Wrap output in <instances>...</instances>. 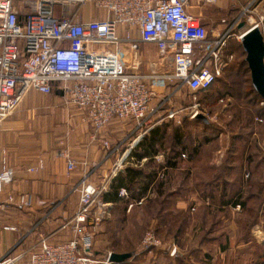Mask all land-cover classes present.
<instances>
[{"label":"built area","instance_id":"obj_1","mask_svg":"<svg viewBox=\"0 0 264 264\" xmlns=\"http://www.w3.org/2000/svg\"><path fill=\"white\" fill-rule=\"evenodd\" d=\"M261 2L264 11V0ZM217 3L218 0H0V124L20 108L31 91L51 95L55 86L63 105L79 113L93 129L94 141L115 120L134 121L144 128L166 120L181 124L178 117L186 111L196 119L201 114L200 105L172 108L175 94L186 88L196 99L199 93L211 90L234 59L227 52L229 40L235 37L241 42L246 32L255 28L264 36V14L249 20V24L245 22L239 36L234 31L243 16L225 32L210 30L203 9ZM255 3L256 0L250 3L243 15L252 14ZM90 5L103 14L82 20L81 10ZM221 23L226 25L227 21L223 19ZM121 26L136 29L143 43L156 45L160 63L171 71L144 76L135 64L128 70L121 52ZM129 30L127 42L131 40ZM148 79L176 83L174 94L165 96L157 108L151 105L164 92L148 86ZM162 111L166 113L153 124V118ZM103 146L110 149L109 141H103ZM58 156L66 163L68 178L79 167L89 166L75 160L69 149L59 151ZM121 166L122 163L100 186L91 183L93 170L84 172L72 190L79 196L78 209L62 224L63 230L72 233V239L63 243L42 239L30 255L29 264L97 263L94 238L112 206L102 197ZM44 167V161H40L30 172ZM14 177V170L0 155V194L14 183ZM119 197L128 200L130 193L123 188ZM7 203L20 208L33 206L27 195H10ZM161 247L162 241L151 232L141 248L150 252ZM177 253L178 248L172 246L170 256ZM15 261L3 258L0 264Z\"/></svg>","mask_w":264,"mask_h":264},{"label":"crops","instance_id":"obj_2","mask_svg":"<svg viewBox=\"0 0 264 264\" xmlns=\"http://www.w3.org/2000/svg\"><path fill=\"white\" fill-rule=\"evenodd\" d=\"M253 1L255 0H218L215 6H205L203 10L206 15H210V18L218 20L217 27L219 28L215 30L225 32L227 26L233 24L242 16L239 25L243 22L248 23L249 20L250 22L256 20L264 14L262 2L256 0L254 12L249 15H243L246 7ZM84 13H86V10ZM99 16L91 13L88 17L86 15L81 16V19L92 20ZM219 18L222 19L219 20ZM223 19L227 21L226 25H222ZM128 30V27L123 26L118 29L119 36L122 39L121 52L124 55L128 70H132L135 64L137 67L139 66L138 73L144 76L171 71V69L164 67L160 63V54L156 45L143 43L136 29L129 30L131 40L127 42L126 33ZM243 30L238 29V32L240 33ZM146 83L151 88L161 89L164 92V95H159L153 101L152 108H157L165 96L174 94L176 90V83L160 79L153 81L148 79ZM185 90L187 91L186 88H182L175 94L171 105L172 108H178L179 103L182 106L183 101L181 102V99L177 101L175 98L181 96V93ZM54 91L61 96L58 87L55 86ZM166 92H169L168 95ZM35 94L30 92L21 107L1 125L4 126V129L0 130V155L5 157L8 165L14 170L15 177L14 183L0 194V259L13 250L21 241H24V244L30 247L32 243V247L38 245L44 238L51 243L70 241L72 233L69 230H63L62 224L65 218L73 216L78 209L79 196H77L78 194L75 196L76 193H73L72 190L80 182L84 172L89 169L93 170L91 183L100 186L103 175L111 174L120 163H122V166L119 168L117 176L120 173L123 174L127 168H139L145 171L146 166L149 168L151 164L149 159L145 158L138 161L136 158L131 157L132 150L144 140V137L151 130L160 127L162 124H156L155 127L150 125L139 128L134 121L121 122L115 120L94 141L92 138L94 132L90 125L82 121L79 113L74 110H68L63 105L60 97H56L46 104L43 99H38ZM161 97L162 100H160ZM51 107H59L62 111L61 122L64 124V130L59 142V145L62 144V146L57 149L33 147L26 150L8 146L16 138L12 128L20 122L29 127L31 123H34L33 128L40 125V128H42L43 124L49 128L57 124L58 120L49 119L44 122L43 120L38 122L26 117L28 111H42ZM156 121H158L157 118H153L152 123L154 124ZM243 130L250 132V128L247 125L244 126ZM252 134L254 137L258 135L255 131ZM220 136V140L226 137L225 133ZM231 136L234 143L238 142L242 148H245V153L250 152L252 144L250 142L249 147H245L248 146L246 144L249 140H246L244 135L233 133ZM105 140L109 141L110 149L103 146V141ZM64 149H69L75 160L79 162L85 161L89 166L87 168L79 167L68 178L66 175V163L58 156V152ZM222 150H219V153ZM224 150V152L228 151L231 156L235 154L234 148L230 145H227ZM167 156L168 152L162 151L154 156L153 163L158 166L157 175L163 172L164 175L167 174V177H169L171 172L178 169H168L165 166ZM40 161H44V169L30 172L31 169L38 167ZM220 164L223 167L222 173L218 172L219 174L214 179H207L206 183L205 179H203L204 181L200 183L201 191L205 188L206 191L196 193L197 195L195 196L193 194L195 191L192 190L188 192L189 195L185 200L178 198L174 204L175 206L173 205V211L176 210V212H191V215H194V212L199 213L197 216L200 220L199 224H193L194 226L187 229L184 242H177L170 236L167 247L155 248L150 252L141 249L139 253H134V256L125 264H264V165L254 161L241 164L232 163L229 158L227 163L221 162ZM221 166L218 168H221ZM160 167L163 169L159 170ZM245 175L248 176V181H245ZM157 179L158 177L150 184H148V180H145L146 183H140L138 191H142L143 195L140 199L132 201L128 205L129 209L132 203L133 206H141L146 201L156 199L159 196L157 185L164 182H160ZM166 181H168V178ZM244 183L245 185L249 184L253 188L255 187L257 192L253 193L252 196L245 197L242 191L243 198L241 201L246 199L247 207H249L250 202L260 200L262 201L261 208L258 207L254 211H248L240 205H234V202L239 199L240 190L237 194L235 191L231 193L230 187L240 189ZM166 186L167 182L163 184L162 193L164 195L161 197L162 199L167 198L170 200L176 194L174 192L166 194L164 192ZM146 187L148 188L145 189ZM10 195L14 197L27 195L31 197L33 206L31 208H20L10 205L7 203ZM131 196L132 194L130 193ZM141 202L142 204H139ZM112 206L115 205L112 204ZM238 206H240L241 212L236 210ZM248 213L250 214L248 215ZM247 215L253 217L255 223L245 230L241 222L243 218L248 217ZM173 217L176 219L175 215ZM3 218L11 220H2ZM27 224H30V226H27ZM165 227L166 225H161L162 229ZM174 229L175 227L172 226V230ZM161 231L162 233L165 232L166 228ZM243 231L247 232L245 237L242 235ZM96 244L95 236L93 250H95ZM172 246L178 248V253L174 257L170 256V248ZM29 261L30 257L27 264H29Z\"/></svg>","mask_w":264,"mask_h":264},{"label":"rangeland","instance_id":"obj_3","mask_svg":"<svg viewBox=\"0 0 264 264\" xmlns=\"http://www.w3.org/2000/svg\"><path fill=\"white\" fill-rule=\"evenodd\" d=\"M258 2H261V0ZM85 10L86 13H84ZM91 13L97 16L103 14L101 10L91 7V5L88 7L86 6V8H83L80 12L81 16L86 15V17L90 16ZM203 17L207 23V27L210 30L219 28L217 27L218 20L210 18V15H206L204 10ZM221 19L222 18H219V20ZM229 26H227V28ZM234 34L239 36V32ZM229 43L231 46L228 47L227 52L229 55H234V59L229 67L224 71L219 81L211 88V90L206 94L197 96L196 99L189 95V93H187L185 90L183 93H181V96L175 98L177 101L180 99L181 102L186 101L185 104H182V106L181 103H179L177 106L178 108L184 107L186 103L191 102L200 105L198 108L201 114L207 118L209 123H204L203 121L196 122L197 119L196 121L195 119H191L188 116L190 112L187 111L181 113L178 117V119L181 121V124L172 121L170 122L168 120L161 122L162 128H165L167 131V140L173 136L175 129H179V133L183 134L186 139L185 144L189 146L193 144V146L195 145L196 147H200V155L190 161L188 159L190 155L187 156V154L190 153L186 151L187 154L183 156L184 158L180 161L178 169L171 172L169 177H167V174L164 175L163 172H160V174L157 175L158 166L155 163H151L149 168L146 166L145 171L147 173H156L158 181H163L164 183L167 182V186L164 190L166 194L171 192L176 194L169 200L171 202L169 203L170 206H167L164 212V215H168L167 213H172L173 220L171 221V217H168L170 221L164 224L166 225V231L162 233V231H159L165 228H161L163 223L161 218H158V210L156 211L155 209L151 208V200L146 201V203L141 206L135 205L131 209H129V207L126 208L125 203L119 204L118 206H111L110 215H108L103 220V223L96 231L95 236L97 244L95 250H93L94 258L97 262L96 264H111L109 262L108 256L110 257L112 253L132 254V256H134V253L140 252L144 238L148 233L151 232L162 241L163 248L167 247V243H169L168 240H170L167 229H172L173 225H175L174 231L183 228V235L180 238V242H184L183 240L186 237L185 233L187 229L199 224L200 220L197 217L199 215L198 212H194L195 214L191 215V212L181 213L179 211L176 212V210L173 211L175 206L174 204L177 202L178 198L185 200V198L189 195L188 192L192 190L195 191L193 192L195 196L197 195L196 193L206 191V188L201 191L200 183L204 181L203 179H205L206 183V181H208L207 179H214L216 175L222 173L223 167L220 163H227L228 158L230 161H232V163L236 162L241 164L254 161L260 162L264 165V105L263 103L258 104L255 100L256 97L251 91L250 73L243 65H241L242 61L246 57L244 55L241 42L233 37L231 40H229ZM31 92L36 93L35 95L37 98L41 100L43 99L46 104L50 103V101L54 100L56 97L61 98V96L55 91L51 95H42L35 91ZM169 92H166V94L168 95ZM160 100H162V97ZM60 109L61 108L59 107H51L45 108L42 111H28L26 117H28L30 120L33 119L34 121L37 120L38 122L43 120L44 122L50 119L54 121L58 120V122L57 124L53 125V127L49 128H47V126L44 124L42 128H40L41 125L39 127L33 128L34 123H31L30 127L32 128H30L23 122H20L14 126V128H12L16 134V138H14V141L8 146L23 150L31 149L33 147L40 149H57L59 146H62V144L59 145V142L60 138L63 136L62 131L64 130V124L61 122L62 111ZM164 113L166 112H160L158 115H156L157 117L155 116V118L159 120L161 117H163ZM1 125L2 123L0 124V130L4 129V126ZM245 125L250 128V132L248 130H243ZM216 129L218 130V134L216 133ZM254 131L258 134L257 137L253 136L252 133ZM221 132L222 134L225 133L226 135V137H224L222 140H220V135H222ZM233 133L244 135L245 139L249 140L246 144L248 146L245 147H249V143L251 142L252 145L250 146V152L245 153V148H242L241 144L238 142L234 143V141H232L231 135ZM207 139L210 141L209 144L204 143L207 141ZM167 142L170 143L169 140ZM227 145H230L234 148V156H231L228 151L224 152V149ZM167 147V144L164 145L162 152H166L168 149ZM219 150H222V152L219 153ZM179 151H183L182 146L179 147ZM219 166H221V168H218ZM107 176H109V174L103 175L102 181ZM167 178L168 181H166ZM244 179L245 181L249 180L248 176L246 175ZM197 184L198 186L196 187ZM239 190H241V192L243 191L245 197L252 196L253 193L255 194L257 192L255 187L253 188L249 186V184L245 185V183L240 189H234L233 187H230L231 193L235 191L237 194ZM76 195L77 194H75V196ZM261 205L262 201H253L250 202L249 208L246 210L254 211L255 209H258V207L261 208ZM236 210L241 212V209L237 208ZM249 214L250 213H248V215ZM173 215L176 216V219L173 217ZM2 220L9 221L11 219L3 218ZM173 221H175L176 224H173ZM253 222L254 218L248 216L243 218L241 223L243 228L246 230V228L249 227ZM209 225H211V223H209ZM27 226H30V224H27ZM246 233L247 232L243 231L242 235L245 237ZM32 245L33 243L30 247L27 244H24V241H21L15 246V248H13V250L3 256L0 260L3 258L13 260L16 259L15 264H27L30 255L37 246L35 245L32 247Z\"/></svg>","mask_w":264,"mask_h":264},{"label":"trees","instance_id":"obj_4","mask_svg":"<svg viewBox=\"0 0 264 264\" xmlns=\"http://www.w3.org/2000/svg\"><path fill=\"white\" fill-rule=\"evenodd\" d=\"M235 33L238 32V28H236V30L234 31ZM231 46L230 43H228L227 46V51H228V47ZM244 55L246 56V53L244 52ZM241 65H243L247 71L250 73V69L248 66V63L246 62V57L244 58V60L242 61ZM250 77H251V73H250ZM221 78V77H220ZM219 78V79H220ZM219 79H217V81L215 82V84L219 81ZM251 91L254 93L255 95V100L257 101V103L261 104L264 103L263 99L260 97V95L256 92V90L254 89L253 83H252V78H251ZM214 84V85H215ZM213 85V86H214ZM210 91V90H209ZM207 92H202L199 93L197 96L203 95L208 93ZM186 101L183 102V104H185ZM264 113V111H263ZM264 115V114H263ZM196 121V119H195ZM196 122H200V121H196ZM177 130V131H176ZM179 129H175L174 130V134L171 138H168L169 142L167 141V131L165 128H162V125L160 127H156L153 130H151L149 132V134L144 137V140L132 150L131 153V157L136 158L138 161H141L145 158L149 159L150 163L154 162V156L158 155L159 152L163 151L162 148L164 145H168V149L166 150V152H168V156L166 159V164L165 166L170 169H177L178 165L180 163L181 160H183V156H185L186 151H188L190 154H187V156L190 155V157H188V159L191 161L194 158H197L200 155V147H196L195 145H187L185 144V137L183 134H180ZM216 133L218 134V130L216 129ZM209 139H207V141H205L204 143L209 144ZM170 145V146H169ZM183 148V151H179V147ZM185 150V151H184ZM163 169L162 167L159 168V170ZM158 171V170H157ZM156 179V173H147L146 171H144L143 169H139V168H127L126 171L122 174L120 173L111 183L110 189L108 192H106L103 195V201L104 203L107 204H114L115 206H118L119 204H126V208L128 207V205L132 202L135 201L137 199H140L142 197V191H138L139 190V185L142 182H145V180H148V184L152 183L154 180ZM161 182V181H160ZM163 184L164 183H159L157 185V192L159 193V196L156 199L151 200V208L155 209L158 213V218H161V221L163 224H166V222H169L170 219H168V217H171V221L173 220L172 218V214L167 213L168 215H164V212L166 210L167 206H170L169 203H171L169 201V199L164 198L162 199L161 196H163L164 194L162 193L163 191ZM149 186V185H148ZM121 188H126L131 194L132 196L128 199V200H124L121 199L119 197V192L121 190ZM148 187H146L145 189H147ZM240 196L239 199H237V201L234 202V205H240L241 207L247 209L249 207H247V202L246 199L245 201H241V199L243 198V194L241 192V190L239 191ZM151 210V209H150ZM255 222H253L252 224H254ZM173 224H176L175 221H173ZM175 225H173L174 227ZM159 230V229H158ZM160 232V231H159ZM158 234V231H157ZM183 235V228L178 229L177 231L172 230L171 228L168 229V236H172L177 242H180V238ZM127 263L124 262L123 264Z\"/></svg>","mask_w":264,"mask_h":264},{"label":"water","instance_id":"obj_5","mask_svg":"<svg viewBox=\"0 0 264 264\" xmlns=\"http://www.w3.org/2000/svg\"><path fill=\"white\" fill-rule=\"evenodd\" d=\"M246 23L239 25L238 29L243 30ZM246 62L248 63L252 83L256 92L264 101V36L259 28L248 30L241 41ZM197 120L209 123L203 114L196 117ZM132 258V254L112 253L109 257L110 263L122 264Z\"/></svg>","mask_w":264,"mask_h":264},{"label":"flooded vegetation","instance_id":"obj_6","mask_svg":"<svg viewBox=\"0 0 264 264\" xmlns=\"http://www.w3.org/2000/svg\"><path fill=\"white\" fill-rule=\"evenodd\" d=\"M192 106H194V103H186V105L184 106V108H191Z\"/></svg>","mask_w":264,"mask_h":264}]
</instances>
